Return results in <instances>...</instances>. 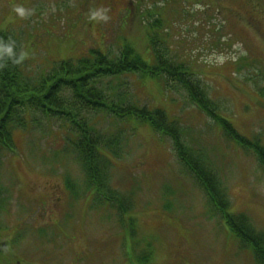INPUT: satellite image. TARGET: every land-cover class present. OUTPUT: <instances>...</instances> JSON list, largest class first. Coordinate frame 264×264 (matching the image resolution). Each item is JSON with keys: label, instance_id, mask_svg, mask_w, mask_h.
<instances>
[{"label": "rangeland", "instance_id": "1", "mask_svg": "<svg viewBox=\"0 0 264 264\" xmlns=\"http://www.w3.org/2000/svg\"><path fill=\"white\" fill-rule=\"evenodd\" d=\"M17 5L28 10L25 17L14 11ZM101 7L109 19L90 20V11ZM0 34L14 42L17 55L27 53L21 80L36 86L63 62L92 60L95 52L119 61L126 46L149 65L183 66L184 79L200 83L212 111L264 145V0H0ZM98 82L121 110L165 115V124L181 131L185 146L216 177L227 213L264 233V172L256 155L229 139L187 91L167 73ZM59 97L57 107L76 111L70 90ZM27 115L13 130V150L0 152V190L7 197L0 237L10 249L0 264H258L252 246L231 232L180 162L173 142L148 123L80 111L94 128V142L117 137L116 159L100 151L112 164L111 188L128 206L120 212L86 192L75 126L34 108Z\"/></svg>", "mask_w": 264, "mask_h": 264}, {"label": "trees", "instance_id": "2", "mask_svg": "<svg viewBox=\"0 0 264 264\" xmlns=\"http://www.w3.org/2000/svg\"><path fill=\"white\" fill-rule=\"evenodd\" d=\"M1 35L0 39L8 42L9 36L2 35L3 37H1ZM151 45L153 47V43ZM153 49L155 50V48ZM14 51L17 54L16 47H14ZM95 54L97 56L92 60L82 59L76 64L71 61L61 63V70L57 71L56 75L44 79L39 86L21 80V62L13 63L7 55L0 56V152L4 149L13 150L12 131L15 127L25 125L26 113L29 108L41 110L43 113L55 117H66L75 126L74 130L77 132V136L80 137V140L76 143V153L81 159L89 187H96L100 201H107L115 205L114 207L120 212H126L128 209L127 203L120 197V193L110 187L108 180V173L110 175L111 168L110 162L100 152L102 148L113 150L118 142L117 137H113L106 143L99 138L102 145L96 141L94 142L89 136L94 128L89 126L80 116V111L87 106L91 110H105L107 113L115 114L120 118L137 117L149 123L157 132L171 139L179 160L195 176L209 196L210 201L225 218L231 231L240 239L243 245L252 246L258 264H264V233L257 232L242 215L234 216L227 213L229 204L225 202L216 177L211 171L206 170L185 146L181 131L174 125H166L167 117L161 113L156 112L154 115L153 112L147 110V112L137 115L136 112L131 110H121L114 105L113 100L105 98V93L98 87V80L105 76L116 77L125 73H144L145 76L154 78L167 73L171 80L189 93L200 109L213 117L215 124L221 127L223 133L229 139L235 141L242 148L251 150L256 155L257 161L264 172V145L262 142L257 138L252 140L243 137L220 113L212 111L215 107L208 101L206 91L200 83L194 81L192 77L191 82L184 79L186 72L183 66L175 64L166 66L161 61L158 62L163 67L158 66V64L149 65L128 46L124 48L122 58L119 61H108L107 57L100 52H95ZM66 66L71 70H66ZM66 74H68V78L65 77ZM64 90L72 92L74 100L77 101L76 111L57 107L59 105L56 102L57 100L62 101L59 95ZM121 105L124 104H118V106Z\"/></svg>", "mask_w": 264, "mask_h": 264}, {"label": "clouds", "instance_id": "3", "mask_svg": "<svg viewBox=\"0 0 264 264\" xmlns=\"http://www.w3.org/2000/svg\"><path fill=\"white\" fill-rule=\"evenodd\" d=\"M14 11L21 18L25 17L28 14V10L20 5L15 6ZM89 19L96 22L107 21L109 19L107 9L101 7L91 10L89 14ZM4 55H7L10 59H12L13 63H20L25 58L27 53L21 52L17 56L16 52L14 51V42L11 40L5 42L0 39V56Z\"/></svg>", "mask_w": 264, "mask_h": 264}, {"label": "flooded vegetation", "instance_id": "4", "mask_svg": "<svg viewBox=\"0 0 264 264\" xmlns=\"http://www.w3.org/2000/svg\"><path fill=\"white\" fill-rule=\"evenodd\" d=\"M9 254L10 251L8 249V244L6 243V241H3L2 239H0V256L4 255V254Z\"/></svg>", "mask_w": 264, "mask_h": 264}]
</instances>
